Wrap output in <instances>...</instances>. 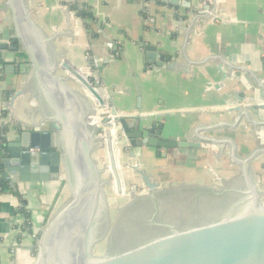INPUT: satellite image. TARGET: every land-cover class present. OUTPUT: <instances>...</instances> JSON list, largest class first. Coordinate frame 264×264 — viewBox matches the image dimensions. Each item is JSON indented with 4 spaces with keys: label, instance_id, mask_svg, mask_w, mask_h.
<instances>
[{
    "label": "crops",
    "instance_id": "0c3cea01",
    "mask_svg": "<svg viewBox=\"0 0 264 264\" xmlns=\"http://www.w3.org/2000/svg\"><path fill=\"white\" fill-rule=\"evenodd\" d=\"M28 3L38 25L53 38L52 52L77 67L85 66L91 57L103 93L124 113H135L138 107L145 113L186 112L159 121H171L169 129L175 137H193L202 146L161 150L164 156L159 150L143 148L140 161L154 180L221 186V179L239 175L231 146L200 141L196 132L205 139L230 137L244 158L264 149V124H257L264 123V0ZM16 36L8 0H0V128L7 127L11 134L45 121L53 125L46 118L56 116L49 111L53 110L50 99L31 81L24 52L11 48L18 44ZM146 46L165 57L164 67L147 62ZM167 57L173 60L171 68ZM6 63L26 71H6ZM59 75L67 74L59 71ZM21 90L25 91L17 96ZM34 94L43 97L42 103ZM88 95L98 107L99 101L89 91ZM86 137L80 140L72 124L57 132L58 146L67 155L80 148ZM253 165L255 178L264 185V153ZM108 169L112 172L109 165ZM11 188L0 185V264H32L35 236L69 197L66 179L19 183L17 193Z\"/></svg>",
    "mask_w": 264,
    "mask_h": 264
},
{
    "label": "water",
    "instance_id": "95a60500",
    "mask_svg": "<svg viewBox=\"0 0 264 264\" xmlns=\"http://www.w3.org/2000/svg\"><path fill=\"white\" fill-rule=\"evenodd\" d=\"M8 4L18 43L11 48L24 52L32 71L31 81L50 99L53 110L49 111L56 116L46 118L53 125L45 121L23 126L12 134L6 132L5 141L0 145V185L6 183L16 189L19 183L46 182L64 176L69 190V197L35 236L32 264H264V192L259 188L253 165L264 149H257L244 158L239 156L237 145L230 137L205 139L196 132V139L200 141L230 145L231 159L240 167L239 175L229 183L221 179V186L170 183L158 189L161 183L143 169L141 151L152 148L164 156L161 150L201 148V142L194 141L193 137H175L169 129L171 121H159L162 117L186 112L145 113L138 107L135 113H124L103 93L91 57L83 67L63 60L60 53L52 52L53 38L32 16L28 0H8ZM145 50L148 63L165 66V57L158 56L155 47L146 46ZM167 58L170 63L167 66L173 67L172 58ZM15 69L26 71L15 64H5L6 71ZM59 71L67 75L61 76ZM24 91H18L17 96ZM88 91L99 101L98 107L104 108L109 103L111 113L117 116L112 123L107 113L102 114L101 131L100 125L92 121L100 109ZM34 98L42 103L43 97L34 94ZM71 124L76 127L80 140L84 134L87 137L80 148H72L67 155L58 146L57 132ZM101 144L106 147L112 171L110 179L115 180L119 196L123 195L121 159L125 161L123 167L139 173L149 189V193L134 197L114 219L106 191L111 180L104 178L108 163L102 166L97 155ZM116 146H119V155L115 152ZM233 180L240 182L236 185ZM136 189L137 185L132 184V191ZM128 196L133 197L131 192ZM175 204L190 207L192 218L184 219V215L172 223L168 217L164 221ZM205 205L209 206L208 210H204ZM147 215L150 216L142 223L140 218ZM139 222L146 232L132 237L128 232ZM120 230L128 240L113 238ZM104 240L105 249L98 254L96 247Z\"/></svg>",
    "mask_w": 264,
    "mask_h": 264
},
{
    "label": "rangeland",
    "instance_id": "374dc122",
    "mask_svg": "<svg viewBox=\"0 0 264 264\" xmlns=\"http://www.w3.org/2000/svg\"><path fill=\"white\" fill-rule=\"evenodd\" d=\"M108 105H110V104L108 103ZM100 110L101 111H106L105 108L104 109L101 108ZM102 129H103V125H100L99 126V130L101 131ZM97 155L99 156V162H100V164L102 166L108 163V155L106 153L105 145H103V144L100 145V147H99V149L97 151ZM120 162H121V164H120V169L121 170L120 171H121V175H122V178H123V195L122 196L118 195V193L116 191L117 190L116 183L113 182V178L110 179V177L112 175V172H110V170L107 168V171L104 174V178L105 179H107V180L110 179L111 180L110 185H108L106 187V191H107V194H108V200H109V205H110V213H111V218L112 219H114V217L119 213V211L121 209H123V207L126 206L128 203H130L133 200L134 197L141 196V195H143L145 193H149V189H148V187L145 186L144 180L142 178H139L135 174H133L134 175L133 176L132 175L133 171L131 169H129V168L123 167L124 163H123L122 160H120ZM107 165H109V163ZM141 170H143V169H141ZM126 171H130L129 172V176L130 175H132V176L128 177ZM256 179L258 180V177H256ZM228 183H229V181H228ZM234 183H236V185L239 184V182H233V184ZM132 184H136L137 185V189L135 191H132ZM167 185H168L167 183L166 184L162 183L161 186L158 189H162V187H166ZM259 188H260V190L262 192H264V185L262 183H260ZM130 192L132 193L133 197L128 196V193H130ZM208 207H207V205H205L203 208H204V210H208ZM190 211H191L190 207L189 208L188 207L181 208L180 205L175 204V205H172L170 207V210L168 212L166 211L167 214L165 215L163 220L165 221L167 219V217H168L170 219V222L172 223V222L177 221V219H175V218H180V217L182 218V216H184V215H186L184 217V219H191L193 214H189ZM169 212L171 214H169ZM149 216L150 215L141 217L140 218L141 222L143 223L144 220L146 221ZM142 223L139 222L138 224H136L137 226L134 225V227L131 230H129L130 232H128V233L130 235H132V237H134V236H138L139 233L146 232V229L144 228V225H142ZM123 229H124V227H123ZM122 231L120 230L117 233V236H115V237L113 236V238H115V240L117 239V241H119V240H128L129 237L125 235L126 233L125 234L124 233L121 234ZM105 244H106V241L104 240V241H102L101 243H99L97 245L96 251H97L98 254L103 253V251L105 249Z\"/></svg>",
    "mask_w": 264,
    "mask_h": 264
},
{
    "label": "bare ground",
    "instance_id": "6f19581e",
    "mask_svg": "<svg viewBox=\"0 0 264 264\" xmlns=\"http://www.w3.org/2000/svg\"><path fill=\"white\" fill-rule=\"evenodd\" d=\"M99 109H101L100 107H98ZM105 109H106V111H101V110H99V113L97 114V116H95L93 119H92V121L94 122V124L95 125H102V121H103V116H102V114H104V113H107L108 115H109V117H110V119H111V121H112V123H113V120L114 119H116V117L117 116H115V115H113L112 113H111V109L110 108H108V107H104ZM103 108V109H104ZM118 147V146H117ZM238 182H240V181H238Z\"/></svg>",
    "mask_w": 264,
    "mask_h": 264
},
{
    "label": "trees",
    "instance_id": "16d2710c",
    "mask_svg": "<svg viewBox=\"0 0 264 264\" xmlns=\"http://www.w3.org/2000/svg\"><path fill=\"white\" fill-rule=\"evenodd\" d=\"M7 131V127L5 128H0V145L1 143H3V141H5V133ZM2 141V142H1ZM3 186V185H2ZM11 190L14 192V193H17V190L14 189V188H11ZM27 228H30V223L27 221Z\"/></svg>",
    "mask_w": 264,
    "mask_h": 264
},
{
    "label": "flooded vegetation",
    "instance_id": "af4514ba",
    "mask_svg": "<svg viewBox=\"0 0 264 264\" xmlns=\"http://www.w3.org/2000/svg\"><path fill=\"white\" fill-rule=\"evenodd\" d=\"M137 176L139 177V173H137ZM234 182H238L237 180H234Z\"/></svg>",
    "mask_w": 264,
    "mask_h": 264
}]
</instances>
